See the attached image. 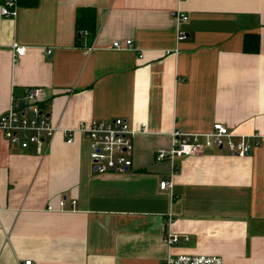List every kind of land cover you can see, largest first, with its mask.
<instances>
[{
	"label": "crops",
	"instance_id": "0c3cea01",
	"mask_svg": "<svg viewBox=\"0 0 264 264\" xmlns=\"http://www.w3.org/2000/svg\"><path fill=\"white\" fill-rule=\"evenodd\" d=\"M80 7L95 9L93 37L77 28ZM248 33L257 52L244 50ZM126 39L131 47L113 46ZM14 45L24 47L16 59ZM34 87L55 131L22 148L0 129V264H165L176 254L264 264V0L17 4L0 13V115L27 107ZM116 117L138 130L132 166L97 173L84 127ZM216 122L250 153L211 147L174 167L155 158L172 131Z\"/></svg>",
	"mask_w": 264,
	"mask_h": 264
},
{
	"label": "built area",
	"instance_id": "2783aa9c",
	"mask_svg": "<svg viewBox=\"0 0 264 264\" xmlns=\"http://www.w3.org/2000/svg\"><path fill=\"white\" fill-rule=\"evenodd\" d=\"M17 0H3L0 5V13L11 17L16 14ZM181 20H187V15L180 14ZM186 33L178 30L177 39H183ZM132 40L126 39L124 42L115 40L113 46L116 48L131 47ZM15 47V59L24 53L23 46ZM42 98L41 88H30L26 96L27 107L15 102L11 108L0 115V129L6 139L22 148L34 143L41 145L46 139L52 136L55 127L39 107ZM145 123H141V130L144 131ZM85 131L90 138V159L93 170L97 173L105 172H125L132 166L133 137L138 132L129 125L126 119L116 117L109 120L92 121L87 125ZM236 135L228 130L221 123H214L213 130L207 133H187L180 131L171 132V144L169 147H159L156 150L155 158L159 161L166 160L172 167L175 160L188 156L203 153L211 147H227L238 156L250 153L251 143L243 136ZM254 136L258 138V134ZM72 138L68 139V142ZM161 189L172 186L171 179L161 180ZM60 205L64 201L60 200ZM165 241L168 245H173L178 241V235L169 232ZM22 264H32L31 259H27ZM165 264H222V258L218 255H190L176 254L169 256Z\"/></svg>",
	"mask_w": 264,
	"mask_h": 264
},
{
	"label": "trees",
	"instance_id": "16d2710c",
	"mask_svg": "<svg viewBox=\"0 0 264 264\" xmlns=\"http://www.w3.org/2000/svg\"><path fill=\"white\" fill-rule=\"evenodd\" d=\"M38 0H17L19 6H34ZM76 24L78 29H86L93 37L96 32L94 7H80L77 9ZM244 50L257 52L259 50V37L257 33H248L244 37ZM39 106L44 107V103Z\"/></svg>",
	"mask_w": 264,
	"mask_h": 264
},
{
	"label": "water",
	"instance_id": "95a60500",
	"mask_svg": "<svg viewBox=\"0 0 264 264\" xmlns=\"http://www.w3.org/2000/svg\"><path fill=\"white\" fill-rule=\"evenodd\" d=\"M23 103V101H21V104Z\"/></svg>",
	"mask_w": 264,
	"mask_h": 264
},
{
	"label": "rangeland",
	"instance_id": "374dc122",
	"mask_svg": "<svg viewBox=\"0 0 264 264\" xmlns=\"http://www.w3.org/2000/svg\"><path fill=\"white\" fill-rule=\"evenodd\" d=\"M200 255V254H199Z\"/></svg>",
	"mask_w": 264,
	"mask_h": 264
}]
</instances>
